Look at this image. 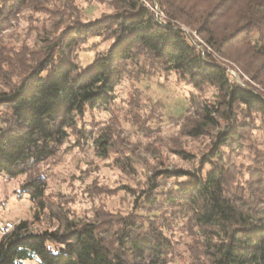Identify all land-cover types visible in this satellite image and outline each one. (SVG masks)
Masks as SVG:
<instances>
[{
	"label": "trees",
	"instance_id": "16d2710c",
	"mask_svg": "<svg viewBox=\"0 0 264 264\" xmlns=\"http://www.w3.org/2000/svg\"><path fill=\"white\" fill-rule=\"evenodd\" d=\"M112 1L114 12L61 23L43 33L39 50L5 60L0 175L26 177L16 193L33 204V222L22 220L0 237V264H168L187 242L166 233L178 221L192 237L182 264H264V0ZM72 2L62 11L71 12L67 18L75 17ZM146 3L159 4L169 22ZM44 5L0 0V37L24 11ZM173 21L195 30L205 48ZM95 37L109 48L82 66L77 52ZM216 56L236 63L263 91L232 82ZM132 72L149 79L174 75L194 89L214 90L217 99L196 105L198 118L187 131L212 141L195 170L160 169L137 188L124 187L134 197L127 214L103 205L95 221L77 220L64 203L47 198L48 176L40 166L65 145L84 147L87 116L110 111L117 87ZM114 137L110 130L99 134V156L119 153L117 167L135 175L131 158L115 151V139L111 144ZM44 221L50 228L31 229Z\"/></svg>",
	"mask_w": 264,
	"mask_h": 264
},
{
	"label": "rangeland",
	"instance_id": "374dc122",
	"mask_svg": "<svg viewBox=\"0 0 264 264\" xmlns=\"http://www.w3.org/2000/svg\"><path fill=\"white\" fill-rule=\"evenodd\" d=\"M44 8L36 11L33 8L20 14L0 37V75L8 71L6 59L14 53L39 50L42 46L40 37L45 31L52 32L61 23L79 20H93L103 14L115 11L112 0H73L74 16L67 18L71 12L62 15L69 0H43ZM151 7L165 23L169 17L159 4ZM48 11H46V10ZM178 27L205 48V43L198 33L183 23L173 21ZM110 43L101 37L92 38L88 44L79 48L78 62L88 66L96 56L103 54ZM210 52L211 50L208 49ZM227 68L232 82L251 85L259 91L262 86L236 63L216 56ZM1 81V78H0ZM216 93L210 88L194 89L177 81L176 76L154 75L152 78L132 72L125 76L116 90V100L110 111H97L88 115L85 120L90 134L82 149L65 145L62 152L40 166L47 173V198L54 202L64 203L77 220L95 221L100 208L106 207L114 214H127L134 197L129 193L138 187V180L145 179L160 169L195 170L201 156L212 141L211 136L192 138L187 135L190 122L197 119L198 103L214 102ZM110 130L115 136L111 144L115 151L122 148L135 165V175H127L117 167L115 157L119 153L112 151L108 159L98 154L96 140L101 132ZM258 138V136H256ZM185 151L197 156L193 161L183 158L178 151ZM134 160V162H133ZM116 166V167H115ZM26 177L8 179L0 175V218L15 225L22 220L33 222L31 201L24 197L19 199L16 191L25 183ZM129 186L130 191L125 188ZM125 187V188H124ZM67 201V202H66ZM106 205V206H105ZM44 221L32 225V230L50 228ZM184 222L178 221L177 230L166 232L176 240L185 236L186 244H179L176 253L168 264L184 262L185 246L191 236L184 234L181 227ZM183 238V237H182ZM25 264H38L36 260Z\"/></svg>",
	"mask_w": 264,
	"mask_h": 264
},
{
	"label": "built area",
	"instance_id": "2783aa9c",
	"mask_svg": "<svg viewBox=\"0 0 264 264\" xmlns=\"http://www.w3.org/2000/svg\"><path fill=\"white\" fill-rule=\"evenodd\" d=\"M159 20L164 22L162 19ZM14 227L15 224L13 222L0 218V237L8 235L14 229Z\"/></svg>",
	"mask_w": 264,
	"mask_h": 264
}]
</instances>
